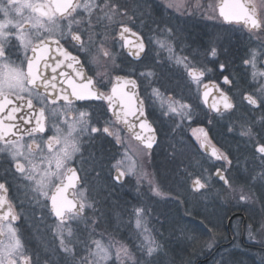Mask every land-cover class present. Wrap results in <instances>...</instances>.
<instances>
[{
    "label": "snow or ice",
    "instance_id": "snow-or-ice-1",
    "mask_svg": "<svg viewBox=\"0 0 264 264\" xmlns=\"http://www.w3.org/2000/svg\"><path fill=\"white\" fill-rule=\"evenodd\" d=\"M153 4L154 0H0V167L4 169L0 264H163L160 256L165 245L149 227L152 209L143 200L138 198L129 213L138 244L130 247L106 234L107 229H96L110 221V213L97 207L101 191L111 195L112 189L124 187L134 177L138 197L145 182L153 196L162 195L145 162L159 147L160 127L165 123L173 133L197 124L191 128L194 153L188 159L202 171L194 178L188 174L190 191L202 199L211 194L214 200L234 201L238 208L259 200L261 212L258 218L251 217L248 235L249 239L259 236L264 243V196L253 192L254 185L264 192V0H259L261 11L251 0L162 3L169 15L200 13L210 20L238 23L246 31L255 46L242 58V65L245 76L252 69L255 86L235 92L236 78L224 74L228 65L218 61L215 43L210 42L203 53L191 45L180 47L178 53L184 38L163 15L153 19ZM146 20L156 27H148ZM146 27L147 37L141 31ZM160 51H166L167 61L180 70L187 91L177 92L162 83L155 70L160 66L156 58ZM150 53L155 54L150 57ZM208 57L217 65L222 84L208 79L214 71L204 63ZM131 62L143 71L138 75L126 71L122 65ZM193 96L197 103L192 102ZM241 106L262 115L258 130L256 121L241 126V136L253 145L252 167L246 160L247 174L237 183L231 154L213 142L210 127ZM205 122L207 126H201ZM232 130L229 125L228 131ZM97 140L119 146L116 154L88 151ZM180 143L191 150L183 140ZM197 155L200 159H195ZM204 163H209L208 169ZM13 184L34 204L33 226L38 231L43 226L53 238L55 246L44 256L29 246L20 226L27 210L23 202L9 198ZM214 184L219 185L215 192ZM49 216L54 218L51 224L46 223ZM205 219L212 225H204L206 231L214 236L219 224ZM81 222L87 233L82 238L77 236ZM180 231L186 240H196L185 227ZM230 255L222 253L218 264H229Z\"/></svg>",
    "mask_w": 264,
    "mask_h": 264
},
{
    "label": "rangeland",
    "instance_id": "rangeland-1",
    "mask_svg": "<svg viewBox=\"0 0 264 264\" xmlns=\"http://www.w3.org/2000/svg\"><path fill=\"white\" fill-rule=\"evenodd\" d=\"M147 34H149L148 28ZM156 58H158V56ZM155 70L157 71V69ZM157 73L159 74V72ZM159 75L160 78H163L161 74ZM261 115L262 113L260 111L250 112L248 109H245L240 113H234L232 115L234 120H231L230 123V126L233 128L231 132L228 131L229 124L220 128V124L217 123V125L212 128L213 135L222 144L227 146L226 143L229 144V141L226 140L232 139H236L239 143V148H235V154L240 160L237 162L233 160L232 166V176L236 179L237 183H242L241 177L247 174L246 160L248 161L247 167H252L251 153L253 145L247 137L241 136V126L246 121H256V128L258 130L260 127L259 120ZM156 116H158V114H156ZM160 129L161 147L164 151L166 150L164 160H158L157 157L151 156L150 159H148V163L145 162V169L152 174L150 178L160 184L162 195L153 196L149 191L148 184L145 182L139 186L140 192L138 197L135 178L133 177L132 184L134 193L132 200L126 201L124 198H120L116 204L114 203L112 207L116 210V215L110 217V221L108 222H101V227L96 229V231L101 232L107 229L106 234L111 233L115 235L116 239L128 243L130 247L133 244H138L139 241L136 239L134 223H129V213L131 212L133 205L137 204L139 198L148 203L152 209L149 217V227L154 230V235L157 236L159 242L162 245H165L164 253L160 256L163 264H172L173 261H175V264H181V260H183V264H189V262L190 264H195L196 259L207 255L209 252V247H207V244L204 242H209L214 246L219 240L225 239L223 229L225 220L230 210L237 209L238 207L234 206V201L229 202L224 199L214 200L211 194L206 199H202L200 196L193 194L190 191L191 179L188 174H193L192 178H194L195 174L202 171L200 167L196 166L194 161L190 162L188 159V156L194 153V149H192L189 140L183 139L176 132H171L168 123L161 125ZM172 135L175 136V138H171ZM181 140L189 145L191 150L184 148L180 143ZM174 148L176 151H174ZM181 149H185L184 154H181ZM163 153L164 152H162V154ZM195 159H200V157L197 155L195 156ZM158 163H160V167L158 166ZM209 163H204L203 168L208 169ZM216 165L220 166L219 164ZM258 170L259 169H257V171ZM212 171H214V169H212ZM207 174V172L204 173V175ZM218 187V184H214L213 192H215ZM253 192H255L257 197L264 196V192H261L256 185L253 186ZM117 205L118 207H116ZM240 209L246 211L250 218L245 228L246 237L249 239L248 225L252 223V216L259 217L261 204L259 200H257L254 205ZM205 217L211 219L214 224H219V228L214 230V236H211L204 227V225H207V228L212 227V225L207 223ZM240 224L241 221H233L232 223L231 229L232 234L236 237L235 241H239L238 232L241 226ZM182 226L188 230L187 235L189 237H196L195 241L190 242L184 238V234L180 231ZM79 229L80 231L77 233L78 237L82 238L87 235L84 228H80V225ZM193 229H196V231H193ZM229 234L230 232L227 233V237ZM26 238L28 240L29 238L35 239V235H27ZM260 240L261 237L257 236L256 239H249L248 242L264 244L261 243ZM46 241L47 242H44L41 245L33 244L29 246L39 251L41 255L44 256L46 251L50 253L51 247L55 246L51 235ZM224 242L229 241L224 240ZM80 247L83 249L82 244ZM83 254V251H81V255ZM233 262L235 263L236 260ZM236 264L242 263L239 260ZM258 264H264V262L258 261Z\"/></svg>",
    "mask_w": 264,
    "mask_h": 264
},
{
    "label": "flooded vegetation",
    "instance_id": "flooded-vegetation-1",
    "mask_svg": "<svg viewBox=\"0 0 264 264\" xmlns=\"http://www.w3.org/2000/svg\"><path fill=\"white\" fill-rule=\"evenodd\" d=\"M195 0H193V3ZM202 3H207L208 0H201ZM244 2H247V0H244ZM252 3L256 4L257 11H261L262 9L259 6V0H251ZM163 0H154L153 7L156 8L153 19H160L161 15H163V18L170 22V26H175L178 30V35L183 39V44L178 46L177 52H180V47H185L187 45H191L192 48H198L201 53L205 51V49L209 46L210 42H214L215 45L220 50V55L218 57L219 62L226 63L228 65L227 71L224 72L225 75L232 73L237 81L236 88L233 89V91H239L241 88L251 90L249 88L250 85L255 86L254 81L251 77V71L252 69H248V75L245 76V69L242 65V58H246V53L249 51L251 47H254V44L249 43L248 35L245 30L241 29L240 24L233 23L231 25L228 24V22L224 21L223 19H207L205 16L201 15L200 13H197L194 16H184L180 15L178 13L169 15L167 11H165L162 7ZM157 5H161V7H156ZM145 23L148 25V27L155 28L156 25L152 24L150 21H145ZM141 31L144 33V35L147 37L149 34H147V27L142 28ZM71 49V45H67ZM75 53V50L72 49ZM117 51H119V46H117ZM159 51V50H157ZM31 55V52L28 53ZM155 53H150V57L154 55ZM187 54V52L183 53ZM168 53L166 51H160L157 60L160 62V66L157 67V72L163 76L161 77L162 83L166 87L175 89L177 92H180L182 90L187 91L185 86V81L182 79L181 72L178 68H176L172 62L167 61ZM83 58V57H82ZM13 59H16L15 56H13ZM129 61H131V58H127ZM212 57H208V60H205L204 63L209 68H213L214 71L212 73L208 74L209 80H216L218 83L222 84V78L220 77V71L217 68V65L215 63H211ZM117 63H121V60L118 59ZM125 67L126 71H134L136 75L139 74L140 71H143V68L138 66L137 63L131 62V63H125L122 65ZM208 81L206 80L205 83ZM110 87V85H109ZM227 90V89H226ZM192 102L197 103L195 97L193 96ZM236 102L239 104V96L236 97ZM247 108L245 107H238L237 111L235 113H240L241 111L245 110ZM158 114V113H157ZM234 114V113H233ZM232 114V115H233ZM110 115V114H109ZM231 116H226L223 119L220 120V128L225 127L227 124L230 125L231 120H234V118ZM217 123L214 124V126L210 127V135L213 138L214 143H218V145H223L214 135L212 132V128L215 127ZM201 126H207L206 122ZM197 127V124H192L190 126L186 125L183 130L177 131L183 139L189 140V143L191 147L194 144V137L192 136L191 128ZM161 132V129H160ZM160 133H159V140H160ZM171 138H175V136L172 135ZM109 140L111 138H108ZM191 139V140H190ZM119 146H116L115 148L112 147L111 144L108 143V140L100 141L97 140L93 143V146L88 149V151L93 152L96 155H99L101 150H104L105 152H111L112 154H116L117 148ZM135 147V146H133ZM224 147V145H223ZM194 149V147H192ZM226 150V147H224ZM185 150V149H184ZM88 151L85 152V157H88ZM203 151V150H201ZM227 151V150H226ZM162 152H164L162 154ZM166 153V150L161 147V142L159 147L155 149L152 156H155L159 158V160H164V154ZM119 158V156H117ZM150 159V158H149ZM148 163V160L146 161ZM163 163V162H162ZM158 166L160 167V163H158ZM216 167H220L217 166ZM4 172V169L0 167V175H2ZM214 172V171H213ZM133 179L131 178V182L124 187H115L112 189L113 194H109V191L104 190L101 191V194L99 197H97L98 200L101 201V203L97 204L98 208H101L104 213L108 214L110 213V217L116 215V210L113 209L112 205L120 199L124 198L126 201H130L133 198L134 188H133ZM9 198L13 199L15 203L20 204L21 202L24 203L25 209L27 210L25 212V217L21 222V227L23 231L25 232V235H35V239L29 238V245H41L44 242H47L46 239L50 237V234L47 233V231L43 228V226L40 227L39 231L33 226L34 221L31 218V208L34 207V204L29 203V199H25V193L23 190L17 191V186L13 184V187L9 193ZM40 215V212H36V216L38 217ZM91 215V213H89ZM54 218L49 216L46 220V223L51 224L53 222ZM239 222V221H238ZM233 223V222H232ZM80 228L85 229V225L83 222L80 224ZM240 241H235L236 237L231 238V242H218L214 246L210 247L208 249L207 255L202 256L201 258L196 259L195 264H218V261L221 258V254L225 251H228L231 253L229 257V264H236L239 260L242 264H258V261L263 262L264 260L261 258L263 256L264 258V244H258V243H251L248 242L249 239L246 238L245 232L243 231V228H245L246 223L241 221L240 224ZM232 228V225H231ZM243 231V232H242ZM45 238V239H44ZM241 257H244L241 258ZM236 260L234 263L233 261Z\"/></svg>",
    "mask_w": 264,
    "mask_h": 264
},
{
    "label": "bare ground",
    "instance_id": "bare-ground-1",
    "mask_svg": "<svg viewBox=\"0 0 264 264\" xmlns=\"http://www.w3.org/2000/svg\"><path fill=\"white\" fill-rule=\"evenodd\" d=\"M226 141H229V144H227V146H231L232 148H234L235 146H237V148H239V143L237 142L236 139H232V140H226ZM224 147L226 148H229L227 147L225 144H223ZM236 148V147H235ZM159 160V158H157ZM249 215L246 213V211H238V212H234V213H231V214H228L226 220H225V224H224V231L225 233H228L229 230H232L231 229V225H232V222H237V221H242V222H245L246 225L249 221ZM234 235L231 233L230 231V234H229V237L232 238Z\"/></svg>",
    "mask_w": 264,
    "mask_h": 264
},
{
    "label": "trees",
    "instance_id": "trees-1",
    "mask_svg": "<svg viewBox=\"0 0 264 264\" xmlns=\"http://www.w3.org/2000/svg\"><path fill=\"white\" fill-rule=\"evenodd\" d=\"M235 147H237V146H235ZM235 147L232 148L231 146H229V148H226V150L230 152L232 159H233L234 161L237 162V161L240 160V158L236 157V154H235ZM238 211H244V210H243V209H240V208H237V209H234V210H230L229 214L234 213V212H238ZM245 226H247V225H245ZM245 228H246V227H245ZM245 228H243V231H244V232H245ZM230 231H231V233H232V230H229L228 233H229ZM224 234H225V237H224L225 239H223V240H219V242H224V240H227V241L231 242V241H232L231 238H230L229 236L227 237V233H225V231H224ZM245 235H246V232H245ZM238 236H240V232H238ZM233 237H234V236H233ZM238 239H239V241H240V237H239ZM241 258L244 259V257H241ZM261 258L264 260L263 256H262ZM263 262H264V261H263Z\"/></svg>",
    "mask_w": 264,
    "mask_h": 264
}]
</instances>
